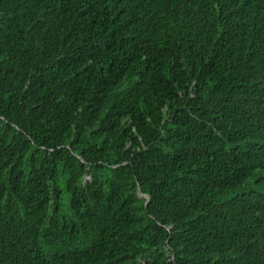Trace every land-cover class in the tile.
<instances>
[{"label": "trees", "instance_id": "obj_1", "mask_svg": "<svg viewBox=\"0 0 264 264\" xmlns=\"http://www.w3.org/2000/svg\"><path fill=\"white\" fill-rule=\"evenodd\" d=\"M0 264H264V0H0Z\"/></svg>", "mask_w": 264, "mask_h": 264}, {"label": "water", "instance_id": "obj_2", "mask_svg": "<svg viewBox=\"0 0 264 264\" xmlns=\"http://www.w3.org/2000/svg\"><path fill=\"white\" fill-rule=\"evenodd\" d=\"M146 198V202L148 201V197L147 196H144Z\"/></svg>", "mask_w": 264, "mask_h": 264}]
</instances>
